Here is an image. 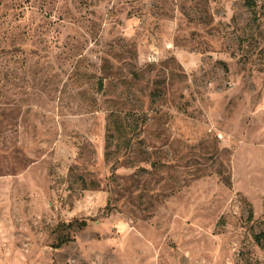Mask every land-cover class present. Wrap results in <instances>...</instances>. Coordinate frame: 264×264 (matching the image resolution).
Returning <instances> with one entry per match:
<instances>
[{"label":"rangeland","instance_id":"obj_1","mask_svg":"<svg viewBox=\"0 0 264 264\" xmlns=\"http://www.w3.org/2000/svg\"><path fill=\"white\" fill-rule=\"evenodd\" d=\"M0 264H264V0H0Z\"/></svg>","mask_w":264,"mask_h":264},{"label":"trees","instance_id":"obj_2","mask_svg":"<svg viewBox=\"0 0 264 264\" xmlns=\"http://www.w3.org/2000/svg\"><path fill=\"white\" fill-rule=\"evenodd\" d=\"M252 217H253V213H252V211H250V213H249V219H252Z\"/></svg>","mask_w":264,"mask_h":264}]
</instances>
